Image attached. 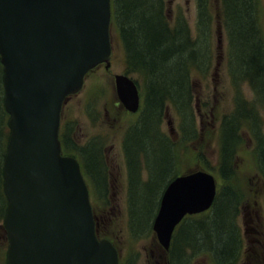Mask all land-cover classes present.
Wrapping results in <instances>:
<instances>
[{
	"label": "rangeland",
	"instance_id": "1",
	"mask_svg": "<svg viewBox=\"0 0 264 264\" xmlns=\"http://www.w3.org/2000/svg\"><path fill=\"white\" fill-rule=\"evenodd\" d=\"M113 2L110 0V68L99 66L87 74L82 89L64 102L60 120L61 141L66 155L77 158L81 164L83 161L85 165H91L89 155L94 154L97 161L103 160L106 166L105 169L99 168L100 177L95 173L94 180L91 176V182L87 180L94 188L90 202L101 227V236L113 242L120 264L129 257L130 264H169L167 251L159 245L152 231L165 189L163 186L171 180L173 173L175 177L180 176L186 169L206 171L215 178L218 186L223 184L218 173L220 125L227 118L229 120L224 124L237 126L239 132L233 157L234 173L225 182L239 195L237 223L241 252L236 264H264V158L260 157L258 150L260 140L264 144V98L257 94L258 89L240 70L229 66V45L224 22L221 23L220 0H209L210 19L206 26H199L196 0H163L169 25L176 27L178 19L183 21L182 28L195 43V49L202 50L205 55L198 61L200 66L190 62L187 71L188 106L193 111L180 113L165 101L144 126L140 121L146 117L143 115L146 100L143 111L141 104L138 113H130L117 97L115 75L128 76L136 83L142 103L151 77L146 72L128 67L129 57L120 38V25L115 21L116 4ZM258 20L264 44V0H258ZM132 27L135 25L125 24L122 30L131 31ZM141 49L144 50L137 48V51ZM169 62L165 66L160 65L159 72L171 69ZM2 77L0 64V125H4L2 129L0 127V225L6 206L2 189V158L9 135ZM260 81H264V77H260ZM133 128H142L136 131L139 136L150 131L151 137L144 143L147 155L143 151L130 160L131 153L135 152V148L129 145ZM161 136L168 146L161 141ZM192 136H196L195 140ZM172 150H176L178 162L171 170L169 155ZM152 164L156 172L152 170ZM163 168H167L166 174L159 173L165 170ZM132 185L137 187V192L132 190ZM96 187L105 191L104 197L97 194ZM133 212L139 225L131 234L129 219L133 221ZM145 220H149L148 224L144 223ZM6 249L7 244L0 236V264H7ZM202 252L194 255L191 250H186L189 264H216L209 254ZM177 258L174 253L171 263Z\"/></svg>",
	"mask_w": 264,
	"mask_h": 264
},
{
	"label": "water",
	"instance_id": "2",
	"mask_svg": "<svg viewBox=\"0 0 264 264\" xmlns=\"http://www.w3.org/2000/svg\"><path fill=\"white\" fill-rule=\"evenodd\" d=\"M110 0H0V64L9 137L3 158L7 264H119L112 243L96 236L78 161L61 153L60 111L99 64L109 66ZM117 97L134 113L136 85L115 75ZM215 178L198 170L165 187L152 224L168 251L185 217L208 211Z\"/></svg>",
	"mask_w": 264,
	"mask_h": 264
},
{
	"label": "trees",
	"instance_id": "3",
	"mask_svg": "<svg viewBox=\"0 0 264 264\" xmlns=\"http://www.w3.org/2000/svg\"><path fill=\"white\" fill-rule=\"evenodd\" d=\"M113 3L116 4L114 14L116 24L120 25V38L129 57L128 67L146 72L151 77L143 98L142 111L146 100V109L143 112L146 117L140 123L144 126L148 118H152L155 109L162 107L165 101H168L180 113L189 110L192 112L193 109L188 106L190 91L186 85L187 71H189L190 62L199 65L198 61L205 55V52L195 49V43L190 39L188 32L182 28L183 21L178 19L176 27L169 25L167 14L163 8V0H114ZM196 3L199 10V26H206L210 19L209 0H196ZM219 4L221 23L224 22L223 27L227 31L228 56L230 55L229 60H231L229 66L232 65L235 70H240L249 79L250 84L258 89L257 94L264 98V81H260V77H264V44L258 20V0H220ZM125 24H134L135 27H132L131 31H123L122 28ZM137 48L144 50L137 51ZM168 61H171L169 62L171 69L167 68L159 72L160 65L165 66L164 64L167 65ZM1 115L0 111V117ZM236 117L234 115V118ZM228 120L227 118L223 119L222 125H220L221 143L218 173L223 184L219 185L214 203L208 211L188 216L178 225L173 233L170 249L166 253L170 259L169 264H172L171 256L174 253L178 258L173 264H189L186 250H191L194 255L200 251L206 252L216 264H236L240 257V229L237 223L238 210L240 209L237 204L239 195L232 186L225 183L231 179L234 173L233 157L239 132H237V126L224 124V121ZM1 126L4 125L1 124ZM142 128L131 129L129 145L131 148H135V152L131 153L130 160L134 156H139L143 151L147 155L144 143L145 140L150 139L151 132L139 136L136 131H140ZM6 138L8 139V136ZM191 138L195 140L196 136ZM161 141L168 146V142L163 136H161ZM258 144L260 157L264 158V144L261 140ZM137 152L139 153L137 154ZM64 153L66 154V151ZM169 156L171 158L170 169L172 170L178 162L176 150H172ZM89 157H91V165H85L82 161L81 167L85 179L91 182L90 176L93 180L95 173L100 177L99 168L105 169L106 166L103 160L98 162L94 154ZM173 159L176 161L173 162ZM137 162L139 163L140 160L138 159ZM151 168L156 172L154 164ZM163 169L165 170L159 172L160 174H166L167 168ZM262 170L264 176V167ZM193 171L197 170L186 169L184 173ZM175 175V173L172 174L171 180ZM171 180L169 179L165 183L163 189ZM147 184L150 185L149 181ZM90 187V192L94 193L92 185ZM102 190L96 187L97 194L104 197L105 191ZM132 190L137 192L138 189L132 185ZM135 202L133 201V203ZM148 222L149 220H145L144 223L148 224ZM138 225L139 221L133 212V221L129 219L131 234ZM100 228L99 224L97 237L102 239L104 237L100 234ZM109 241L113 244L111 240ZM123 264H130V257L124 260Z\"/></svg>",
	"mask_w": 264,
	"mask_h": 264
},
{
	"label": "flooded vegetation",
	"instance_id": "4",
	"mask_svg": "<svg viewBox=\"0 0 264 264\" xmlns=\"http://www.w3.org/2000/svg\"><path fill=\"white\" fill-rule=\"evenodd\" d=\"M59 135H61V123H60ZM5 209H6V206H5ZM5 209H4V214H5ZM0 236H2V240H4L6 242V244H7L8 243V240H7L6 231H5L4 227L2 226V224L0 225Z\"/></svg>",
	"mask_w": 264,
	"mask_h": 264
}]
</instances>
